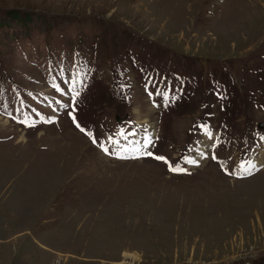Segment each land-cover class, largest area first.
I'll return each instance as SVG.
<instances>
[{"label": "rangeland", "instance_id": "1", "mask_svg": "<svg viewBox=\"0 0 264 264\" xmlns=\"http://www.w3.org/2000/svg\"><path fill=\"white\" fill-rule=\"evenodd\" d=\"M0 264H264V0H0Z\"/></svg>", "mask_w": 264, "mask_h": 264}, {"label": "snow or ice", "instance_id": "2", "mask_svg": "<svg viewBox=\"0 0 264 264\" xmlns=\"http://www.w3.org/2000/svg\"><path fill=\"white\" fill-rule=\"evenodd\" d=\"M73 90H74V89H73ZM72 118H73V120H74V122H75V117H72ZM76 126H77L78 128H80V125H79V124H77ZM80 130H81L82 132L85 131L83 128H80ZM86 134H89V135H90V133H86ZM207 134H208L209 138L211 139V138H212V137H211V133L208 132ZM119 135H121L122 137H124V134H123L122 132L119 133ZM125 138H126V137H125ZM93 142L96 143L95 140H93ZM109 142H110V143L119 144V141L112 140L111 137L109 138ZM151 142H152V141H151L150 138H145L143 144H140V142H137V145H138L137 150L146 149L147 146H148L149 144H151ZM101 147H102L103 151H105L106 153L108 152V148H107V147H104L103 145H101ZM122 150H123V149H122ZM146 154H147V155H152V153H150V152H147ZM155 158H156V159H159V160H164L163 157H155ZM165 162H167V161H165ZM189 162L194 163V161H189ZM252 167H254V165H252V164H250V163H249L247 169H245V167H244L243 164L241 165V169H242V170H245V171L250 170ZM170 170L183 171V169L172 168V167H170Z\"/></svg>", "mask_w": 264, "mask_h": 264}, {"label": "bare ground", "instance_id": "3", "mask_svg": "<svg viewBox=\"0 0 264 264\" xmlns=\"http://www.w3.org/2000/svg\"><path fill=\"white\" fill-rule=\"evenodd\" d=\"M3 123V122H2ZM259 164V163H258Z\"/></svg>", "mask_w": 264, "mask_h": 264}]
</instances>
